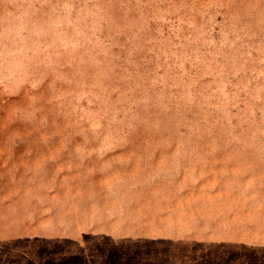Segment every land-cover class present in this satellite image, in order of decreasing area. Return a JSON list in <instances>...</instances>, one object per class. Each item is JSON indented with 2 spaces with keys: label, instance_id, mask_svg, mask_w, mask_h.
I'll use <instances>...</instances> for the list:
<instances>
[{
  "label": "rangeland",
  "instance_id": "obj_1",
  "mask_svg": "<svg viewBox=\"0 0 264 264\" xmlns=\"http://www.w3.org/2000/svg\"><path fill=\"white\" fill-rule=\"evenodd\" d=\"M0 264H264V0H0Z\"/></svg>",
  "mask_w": 264,
  "mask_h": 264
}]
</instances>
